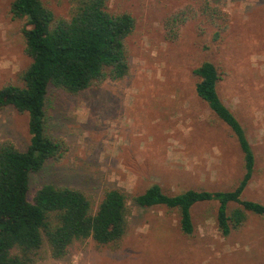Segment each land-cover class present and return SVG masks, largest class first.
Returning <instances> with one entry per match:
<instances>
[{
	"label": "rangeland",
	"instance_id": "1",
	"mask_svg": "<svg viewBox=\"0 0 264 264\" xmlns=\"http://www.w3.org/2000/svg\"><path fill=\"white\" fill-rule=\"evenodd\" d=\"M42 1L64 17L78 3ZM11 2L0 0V87L23 85L32 62L22 32L26 20L12 16ZM109 9L136 19L126 40L129 72L76 93L49 87L46 131L62 137L68 151L30 173L29 196L54 183L85 192L96 208L108 189L122 188L130 195L128 228L118 244L76 240L62 258L44 247L36 264H264L263 215L248 212L243 225L224 235L218 202L197 203L189 235L177 208L134 200L154 182L177 194L231 190L243 177L237 138L195 90L194 69L210 60L221 76L219 93L256 154L242 197L264 203V0H109ZM30 138L27 112L0 111V141L24 150Z\"/></svg>",
	"mask_w": 264,
	"mask_h": 264
},
{
	"label": "trees",
	"instance_id": "2",
	"mask_svg": "<svg viewBox=\"0 0 264 264\" xmlns=\"http://www.w3.org/2000/svg\"><path fill=\"white\" fill-rule=\"evenodd\" d=\"M10 13L26 20L22 32L32 62L22 73L23 85L0 87V111L12 106L27 112L31 138L24 150L9 139L0 141V264H36L44 247L54 258H62L72 243L86 238L118 244L131 215L126 190L108 189L96 208L85 192L54 183L41 185L30 198V173L50 159L61 160L68 151L62 137L46 131L49 87L76 93L108 78L126 76L130 68L126 40L136 19L126 11L112 12L109 0H78L71 17L56 16L42 0H12ZM194 72L199 76L196 93L239 142L243 177L231 190L189 188L177 194L166 193L154 182L134 200L143 207L177 208L181 228L189 235L195 230L192 207L217 201L218 227L228 235L243 225L248 212L264 216L263 202L242 197L255 172L256 154L241 120L219 93L216 64L205 60ZM232 203L239 206L230 211Z\"/></svg>",
	"mask_w": 264,
	"mask_h": 264
}]
</instances>
